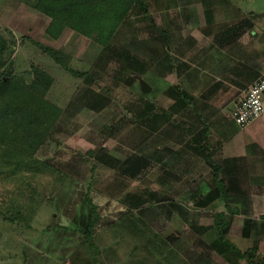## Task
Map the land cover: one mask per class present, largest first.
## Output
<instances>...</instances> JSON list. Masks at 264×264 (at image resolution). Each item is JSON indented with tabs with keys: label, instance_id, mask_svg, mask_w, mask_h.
<instances>
[{
	"label": "rangeland",
	"instance_id": "obj_1",
	"mask_svg": "<svg viewBox=\"0 0 264 264\" xmlns=\"http://www.w3.org/2000/svg\"><path fill=\"white\" fill-rule=\"evenodd\" d=\"M34 2L0 0V32L8 41L15 42L12 72L19 80L30 84L32 66L52 79L49 88L42 90L43 95L62 113L34 157L55 171L47 173L43 164L28 156L6 155L7 146L0 144V264H174L176 252L182 264H231L200 242L213 238L212 221L216 212L231 216L229 241L242 253L255 248L253 264L258 257L264 259L261 192L249 191L247 205H236L234 195L227 191L226 201L217 199L206 208L195 207L190 196L197 183L191 173L180 172L183 169L180 165L173 167L175 173L169 176L161 173L154 161L156 136L143 135L147 128L139 116L144 102L156 106V112L168 111L172 97H165L163 92L172 83H182L176 73L160 76L150 67L153 59L166 52L174 66H179L180 73L184 59L196 64L194 59L202 43H195L184 54L182 40L197 34L193 26L204 22L198 1L143 0L147 16H133L120 28L115 40L135 50L134 58L145 62L135 59L137 67V63L141 64L142 76L133 74L130 78L119 75V65L123 62L121 44L109 54L102 53V47L93 39L70 29H64L58 39H51L46 33L49 18L35 9ZM185 23L191 24L190 27L183 26ZM176 42L179 44L175 45ZM47 48L62 54L68 70L54 61ZM75 71L87 72L91 78L73 75ZM117 76L121 78L119 81ZM138 78L150 86L145 93L151 92L150 96H139ZM88 89L106 94L108 101L98 112L83 106ZM239 94L234 98L240 99L243 90ZM231 108L232 104L220 107L226 116L231 114ZM2 140L8 139L2 137ZM101 153L119 162L133 154H150V158L145 168L130 175L122 165L115 169L119 164L112 168L99 163L95 156ZM252 177L257 179L258 175ZM201 180L208 183L210 176L201 175ZM142 189L156 192L161 200L150 207L145 202L148 208L141 215L156 235L131 229L137 213L133 212L134 218L128 217L119 201L126 193H138ZM94 205L97 214L93 215L90 208ZM15 211L20 212L16 217L8 216ZM92 218L95 219L93 238L84 242L79 228L85 229ZM244 220L251 222L247 237L242 235ZM55 223V228L44 230L47 224ZM71 227L76 230L72 231ZM166 236L167 248L149 255L145 243ZM247 260L233 262L250 264Z\"/></svg>",
	"mask_w": 264,
	"mask_h": 264
},
{
	"label": "trees",
	"instance_id": "obj_2",
	"mask_svg": "<svg viewBox=\"0 0 264 264\" xmlns=\"http://www.w3.org/2000/svg\"><path fill=\"white\" fill-rule=\"evenodd\" d=\"M34 1L33 6L35 9L49 18L46 33L51 39H58L64 29H70L78 33L80 36L93 39L94 42L102 47V53L106 54L114 51V48L119 44L123 46L122 43H117L118 41L115 42L121 31L120 28L127 24L133 16L146 17L148 12L143 0ZM209 1L210 0H203V3L207 6ZM134 42L139 43L140 41L138 42L134 40ZM136 43L130 44L131 46H135ZM14 49L15 42L8 41L0 32V139L2 140V137L8 139L0 141V144H5L7 146L6 151L8 152H5L7 153L6 155L14 153L15 155L12 156L18 158L28 156L31 159L36 160L40 165L43 164L42 166L44 167V170L46 168L47 173H50L49 171H55V168L46 162L38 161L34 157V153L39 148L55 122L59 119L62 111L56 105L47 101L43 95L42 90L48 89L52 80L47 73L39 70L36 66H32L33 78L29 85L25 84L23 79L19 80L16 75L13 74L11 56ZM155 49V52L157 53L158 46ZM46 50L48 51V54H51L56 63L59 62L61 66L67 69L62 62V54L60 52L58 53L48 48ZM122 50L123 53L121 51L120 54L123 62L119 65L118 71L121 73L119 75L128 76L129 78L133 74L142 76L143 70L140 67L141 64L136 62L138 67L135 64V59L137 61L140 60L137 59L135 50H131L126 46H123ZM128 50H130V53ZM150 52L152 53L151 48ZM133 53L136 55L135 58L132 55ZM155 59H153L150 67H153L160 76L163 77L173 70L178 73L179 66H172L173 63L166 52ZM141 62L145 64L144 61ZM148 64H150V62H148ZM73 75H77L80 78H91V75L87 72L75 71L73 72ZM117 77L116 80L119 81L121 78L119 76ZM94 82L95 81H93V83ZM105 95L106 94L102 92L99 93L92 89H88L83 97V106L91 111L98 112L105 107L108 101ZM150 95L151 92L149 94L139 93L141 98ZM163 95L169 99L172 97V103L169 106L168 111L162 110L156 112V106L151 102H144L145 106L139 116L144 120L145 124H143L148 129V131L147 129L144 130V136H152L153 134L158 133L157 131H159L160 134L164 133L165 131L162 132L163 127L170 124L169 121L173 115H180L182 113V107L186 103V98H188V94L183 91L180 83L170 84L165 92H163ZM193 150L195 152L197 151V148L193 147ZM95 157L99 163L112 168L114 166L116 167V164H119L115 169H119L122 165V169H127V172L129 171L130 175H134L147 166L150 154H146V156L133 154L126 157L122 162H119V160L106 153L97 154ZM213 182L214 185L212 188H205L203 184H197L191 191L192 194L190 199L194 202L193 204L195 207L206 208L217 199H225L224 201L227 200L226 187L217 175H213ZM156 196V192L142 189L138 193L128 192L124 198L119 199V201L123 203L125 214L128 215V217H133V212L137 213L134 221V217L131 218L133 221L131 222V229L137 231H141L142 229L145 230V233L148 235L150 233L156 235V232H151L152 229H149L148 224L141 216L144 214L146 208H148L147 206H144L145 202H148V206L150 207L156 202L161 201L159 200V197ZM171 203L174 204L173 202ZM95 209L96 206H92L90 208V213L92 212L93 215L97 214ZM19 213L20 212L15 211L8 216L16 217ZM230 219L231 216L228 217L222 212L214 213L212 221L214 229L213 238L208 242L201 239L200 242L203 243L205 246L204 248L218 254L222 258L228 260L231 264H235L233 260H241L245 258L248 259L247 261L250 264H253L252 258L255 255V248H250L242 253L231 241H229L227 234L230 226ZM261 219L264 220V216H261ZM71 222L75 224L74 221ZM94 223L95 219L92 218L91 222L85 225V229H82L81 227L79 228L84 234V242H89L92 238V227ZM139 223L141 224V227L139 226ZM55 226L56 223L54 226L47 224L46 229L44 230H51V227L55 228ZM246 227H251V222L248 220H244V228ZM70 229L72 231L76 230L75 227H71ZM167 237L168 236L165 238L159 237L158 239L153 238L146 243L144 239V247L146 248L147 253L150 255L154 250L158 251L167 248ZM178 256L179 255L176 252L174 257L176 260L174 264H182L179 263L180 258H178ZM254 264H264V259L262 257L259 259L258 257Z\"/></svg>",
	"mask_w": 264,
	"mask_h": 264
},
{
	"label": "crops",
	"instance_id": "obj_3",
	"mask_svg": "<svg viewBox=\"0 0 264 264\" xmlns=\"http://www.w3.org/2000/svg\"><path fill=\"white\" fill-rule=\"evenodd\" d=\"M197 1L204 22L192 25L198 33L182 40L184 54L202 43L196 64L184 59L181 73L170 72L182 79L176 83L188 98L182 116L173 115L167 124L172 128L165 125L164 135L153 134L154 161L167 176L182 166L180 172L191 173L205 188L213 187L217 175L235 204L247 205L249 191L264 197V114L239 129L220 107L234 108L239 99L234 96L264 74V0H210L207 6ZM262 100L264 105V94ZM201 175L210 176V182ZM249 232V227L242 228L243 237Z\"/></svg>",
	"mask_w": 264,
	"mask_h": 264
},
{
	"label": "built area",
	"instance_id": "obj_4",
	"mask_svg": "<svg viewBox=\"0 0 264 264\" xmlns=\"http://www.w3.org/2000/svg\"><path fill=\"white\" fill-rule=\"evenodd\" d=\"M263 94L264 74L243 90L241 98L231 111V119L239 129H244L264 114Z\"/></svg>",
	"mask_w": 264,
	"mask_h": 264
},
{
	"label": "water",
	"instance_id": "obj_5",
	"mask_svg": "<svg viewBox=\"0 0 264 264\" xmlns=\"http://www.w3.org/2000/svg\"><path fill=\"white\" fill-rule=\"evenodd\" d=\"M139 90L141 93H147L150 90V86L143 81L141 78H138Z\"/></svg>",
	"mask_w": 264,
	"mask_h": 264
}]
</instances>
